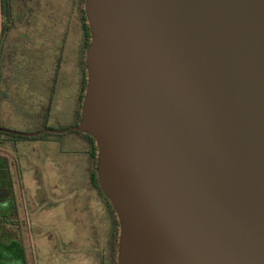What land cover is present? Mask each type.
I'll return each mask as SVG.
<instances>
[{"label": "water", "instance_id": "95a60500", "mask_svg": "<svg viewBox=\"0 0 264 264\" xmlns=\"http://www.w3.org/2000/svg\"><path fill=\"white\" fill-rule=\"evenodd\" d=\"M78 131L116 264H264V0H84Z\"/></svg>", "mask_w": 264, "mask_h": 264}, {"label": "flooded vegetation", "instance_id": "af4514ba", "mask_svg": "<svg viewBox=\"0 0 264 264\" xmlns=\"http://www.w3.org/2000/svg\"><path fill=\"white\" fill-rule=\"evenodd\" d=\"M62 6L64 14L59 18L54 11V0H0V105H8L5 118L18 116L23 120H30L37 116L45 122L50 115L69 114L72 117V123L67 127L54 129L42 123L37 130L31 132L74 128L80 121L87 76L85 50L91 34L89 27L86 29L84 0H64ZM70 104L73 108L68 112ZM0 128L5 126L0 124ZM67 133L74 135L65 140L62 147L56 140V153L63 156L60 157V162L62 158V162L69 160L68 154L73 153L83 158L85 188L99 210L96 221L100 225L93 226L87 235V254L94 264H113L114 260L116 263V217L113 218L107 205L108 199L102 196L104 194L99 183L96 184L94 177H91V171L95 172L97 147L92 149L89 141L82 135L84 133L75 130ZM0 134L3 132L0 131ZM49 135L61 134L46 132L37 137H23L29 139L27 142L17 140L14 143L6 142L0 136V155L7 156L9 164L14 165L17 163L19 146L35 152L36 149L55 142L48 139ZM6 149H9L10 157L6 155ZM92 157H95L94 164ZM60 162V166H63ZM1 180L5 183L15 182L12 175L10 178L2 176ZM2 193L5 196L0 195V201H3L2 207L5 208L8 193L6 188ZM13 193L17 203L14 188Z\"/></svg>", "mask_w": 264, "mask_h": 264}, {"label": "rangeland", "instance_id": "374dc122", "mask_svg": "<svg viewBox=\"0 0 264 264\" xmlns=\"http://www.w3.org/2000/svg\"><path fill=\"white\" fill-rule=\"evenodd\" d=\"M54 3V11L61 18L64 0H54ZM72 108L70 104L68 112ZM7 109L8 105H0V124L11 130L31 132L42 123L60 129L72 123L69 114L50 115L45 122L37 116L30 120L18 116L8 119L5 118ZM73 135H49L48 139L55 142L35 152L19 146L17 163L9 164L15 181L19 232L27 264H94L87 254L86 241L91 228L100 225L96 221L99 210L85 188V162L74 153L68 154L69 160L62 162V158L60 162L63 156L56 153V140L62 147L63 142ZM19 140L27 142L29 139ZM9 154V149H6V155L10 157Z\"/></svg>", "mask_w": 264, "mask_h": 264}, {"label": "trees", "instance_id": "16d2710c", "mask_svg": "<svg viewBox=\"0 0 264 264\" xmlns=\"http://www.w3.org/2000/svg\"><path fill=\"white\" fill-rule=\"evenodd\" d=\"M86 29L88 30L87 25ZM82 135L86 137V139L89 141V144L92 146V149H95L94 147L96 145L94 139L87 134ZM0 136L4 137L5 140H7L6 142L12 143L16 142L19 139H25L23 137L12 136L5 133L0 134ZM94 163L95 157H92V164ZM2 176L10 178L11 173L9 170L8 157L0 155V195H4V193H2L4 188H6V191L8 192L6 193L7 198L5 199V208L2 207L3 201H0V264H27L26 252L22 241V235L19 232V212L17 210V203L13 195L14 182L9 181L5 183L1 180ZM91 177H94L95 183L98 184V179L96 178L95 172L91 171ZM98 191L100 192L99 188ZM106 201L110 212L113 215V218L115 219V212L112 206L110 205L109 201ZM115 225L118 226L117 220L115 221ZM113 262V264H116L115 260Z\"/></svg>", "mask_w": 264, "mask_h": 264}, {"label": "crops", "instance_id": "0c3cea01", "mask_svg": "<svg viewBox=\"0 0 264 264\" xmlns=\"http://www.w3.org/2000/svg\"><path fill=\"white\" fill-rule=\"evenodd\" d=\"M14 184H15V182H14ZM14 188V187H13Z\"/></svg>", "mask_w": 264, "mask_h": 264}]
</instances>
